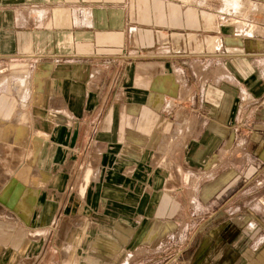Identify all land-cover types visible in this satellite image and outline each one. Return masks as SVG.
<instances>
[{"label":"crops","instance_id":"0c3cea01","mask_svg":"<svg viewBox=\"0 0 264 264\" xmlns=\"http://www.w3.org/2000/svg\"><path fill=\"white\" fill-rule=\"evenodd\" d=\"M226 4L0 0V264H264V0Z\"/></svg>","mask_w":264,"mask_h":264},{"label":"rangeland","instance_id":"374dc122","mask_svg":"<svg viewBox=\"0 0 264 264\" xmlns=\"http://www.w3.org/2000/svg\"><path fill=\"white\" fill-rule=\"evenodd\" d=\"M182 1H186V2H192V3H201L202 0H182ZM222 1V0H221ZM226 1L228 0H224L225 2V11L227 12H233L235 9H230L229 6H227ZM210 6V4L208 5ZM233 10V11H232ZM245 12H247V10L245 9ZM254 13V12H253ZM245 15V14H244ZM261 17H263V13L260 11L259 13H255L254 18L255 19H260ZM243 20H241V22H237V26L240 27V29H243V25L244 23L242 22ZM245 21V20H244ZM260 29V28H259Z\"/></svg>","mask_w":264,"mask_h":264},{"label":"built area","instance_id":"2783aa9c","mask_svg":"<svg viewBox=\"0 0 264 264\" xmlns=\"http://www.w3.org/2000/svg\"><path fill=\"white\" fill-rule=\"evenodd\" d=\"M249 27H250V29H252V25H250Z\"/></svg>","mask_w":264,"mask_h":264},{"label":"bare ground","instance_id":"6f19581e","mask_svg":"<svg viewBox=\"0 0 264 264\" xmlns=\"http://www.w3.org/2000/svg\"><path fill=\"white\" fill-rule=\"evenodd\" d=\"M235 1H236V0H235ZM233 2H234V1H233ZM238 3H239V2H238ZM238 3H237V4H238Z\"/></svg>","mask_w":264,"mask_h":264}]
</instances>
